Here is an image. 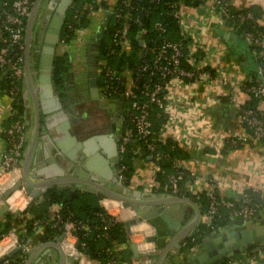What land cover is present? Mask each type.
<instances>
[{
    "label": "crops",
    "instance_id": "obj_1",
    "mask_svg": "<svg viewBox=\"0 0 264 264\" xmlns=\"http://www.w3.org/2000/svg\"><path fill=\"white\" fill-rule=\"evenodd\" d=\"M229 1L233 8L242 9L251 5L257 6L262 11L260 22L264 24V0ZM184 8L186 20L189 22L185 32L187 39L186 48L192 53L194 52L195 55L206 57L209 61L208 66H210L216 76L209 82L197 83L191 80H170L167 83L165 87L166 112L164 122L160 127V136L163 139L167 136L174 137L189 153V157L183 158V161L185 166L192 171L194 180L186 188L190 194L187 196L192 198L200 209L201 219L203 212L200 208V201L194 199L193 196L197 198L200 195V191L204 193V187L208 184V180L217 182L216 189L219 196L240 200L247 194L254 199L256 197L264 199V140H253L250 130L243 126L238 118L237 107L239 105L255 106L257 104L256 100L250 96L246 89L250 83L258 79L257 65L255 58L253 65L250 63L248 55H244L239 48L238 40L242 36L235 31L231 24L221 21L219 14L216 12L207 11L204 7L194 2H188ZM107 19V15L101 10L90 12V23L86 27L77 29L67 43L61 41L57 50H55L57 54L68 51L70 66L67 76L69 82H64L68 85L69 92L66 93L68 100L63 102L60 98L58 100L64 106L63 110L70 109L72 112H67L69 113V119L60 118L55 121L54 128H58V130L53 129L55 142L46 141V145L48 153L55 157L58 164L66 169L64 170L65 175H70L69 170L74 163V159H68L60 155V151L55 146L58 142L62 143L67 138L66 133L61 131L63 123L68 121L69 134L74 135L77 139H84L87 136L99 133L88 131V127L99 128L107 123L96 81L93 78L91 80L90 73L86 68L89 52L92 49L91 41H93V36L97 31H100V27L108 21ZM126 73L127 69L125 70ZM221 75L226 76V83L219 81ZM20 88L22 94V81ZM72 96L74 97L70 98ZM111 97L113 101L115 97ZM51 98L53 99L48 101V104L54 103L55 98ZM75 99H81L82 103L76 105ZM121 101L119 102L122 104ZM23 102L25 108L24 121L28 120L30 123L28 125L29 133L23 147L24 153L32 136L34 109L29 94L26 101L23 99ZM8 116L5 93L0 88V175L2 174V154L6 149L3 132L10 125L7 121ZM78 120H80L79 124L82 127L76 125L77 128L74 126L75 131H72V123L76 121V124H78ZM125 125L121 128L118 126L115 133L121 134L126 127ZM232 134H244L248 136V140L238 146L224 147L225 138ZM41 141L40 139L39 142ZM132 142L136 148L139 147L136 139ZM65 144H67L65 149L69 152L73 143H67L65 140ZM36 149L38 148L36 147ZM77 156V154L74 155V158ZM132 162L134 172L127 182L131 189H138L145 195H162L165 193L152 190V186L155 184L153 174L156 163L150 160L149 155L145 158L136 156ZM19 176L15 171L4 174L0 177V184L7 183L10 177L15 179ZM64 185L67 187L59 190L70 191L68 189L70 182H66ZM34 190L37 189L35 188ZM88 192L94 197L95 201L104 206L117 219L123 221L128 219L131 221L133 211L130 207L124 208L112 198L99 199L94 192ZM43 193L37 198L42 197ZM10 199L11 202L19 204L21 203L22 195L14 192ZM3 202L0 192V206ZM55 210H58V206L51 205L49 212H55ZM259 213H264V208H260L257 214ZM2 218L3 216L0 221ZM237 219L240 218L230 220L229 223L231 224ZM229 223L208 232L207 234L212 233L210 239H213L215 243L220 242L223 232L227 228L229 229ZM194 228L191 229L193 230ZM41 232L42 225H38L33 233L26 238L29 250L25 254V258L30 252L35 251L32 264H40L39 261L41 259H44L45 264H56L52 257L53 251L51 247L41 246L37 248L41 242L55 240L56 238L42 239ZM127 233L132 241L134 240V242L138 243V250L140 251L138 256H135L131 249L130 264H152L159 249L170 238L172 232L164 220L159 215H156L150 218L136 219L134 223L131 222L130 231H127ZM151 235H155V241L146 240V237ZM188 236L181 240L179 248L175 249L174 252L177 256L173 258L174 262L172 264H185L188 260H191L193 255L206 249L205 244L209 238L205 239L204 236L198 244L193 245L190 249H182V243ZM153 248L155 251L150 253ZM250 248L242 249L231 256L243 257L240 264H264V246L255 251ZM143 260L145 261L143 262ZM122 263L124 264L125 262ZM71 264L101 263L86 255L83 257L79 256L77 261H73Z\"/></svg>",
    "mask_w": 264,
    "mask_h": 264
},
{
    "label": "built area",
    "instance_id": "obj_2",
    "mask_svg": "<svg viewBox=\"0 0 264 264\" xmlns=\"http://www.w3.org/2000/svg\"><path fill=\"white\" fill-rule=\"evenodd\" d=\"M33 1L34 0H0V71L7 79V87L1 89H3L5 93L9 114L15 112L12 108V104L16 102V95L20 88L19 83L24 77V32L26 19ZM156 1H162L163 7L159 10V18H156L152 23V28L158 36L150 38V40L153 41L151 45L144 40L146 29L142 27V24L145 11L141 9L139 0H107L108 6L105 8L98 4L100 5L98 10L104 12L108 19H110L109 24H112L109 37L112 44L111 52L113 55H119L121 52H129V26L133 23H139L140 25V28L135 33V37L139 38L140 61L132 64V66H128L127 63L122 64L121 69L110 64L107 59L102 60L101 63L105 87L110 88L114 93L116 92V88H120L119 94L128 99L131 108L130 123L126 126V129H124L119 143L117 172L119 180L122 181L124 180L123 169L125 165L120 163V160L125 150L126 143L138 137L144 139L148 138L146 142L147 149L152 152L155 157L158 158L161 156V153L155 149L154 140H151L149 137L153 134L152 112L156 110L157 115L165 117V87L167 83L170 80L183 81L186 79L197 83L209 82L216 76L210 66H208L209 61L206 57L193 54L194 52L192 53L189 51L181 39H171L167 35L168 21L166 17L172 16L177 19L179 23L180 33L184 35V38L186 37L185 32L189 22L186 20L184 7L188 4V1ZM192 2L201 5L207 11L218 13L221 21L228 22L235 29L242 26L245 22H248V20L253 19V13L250 10L243 11L239 8L233 10L229 0H193ZM91 5L92 3H90V8L92 7ZM139 8L141 9L140 12H138ZM78 12L79 9H75L74 13L67 19L68 29L73 27L71 19L77 18ZM89 12H93V9L92 11L89 10ZM141 12L143 13L142 18ZM107 23L108 21L104 26L107 25ZM241 36L245 39L255 58L258 79L250 83L246 88L250 96L256 100L257 104L255 106H248L245 104L239 105L237 107L238 118L240 123L250 130L252 139L261 141L264 140V29L242 27ZM62 41L66 43V41ZM126 69L127 73L125 74ZM219 81H221V83H226V76L221 75ZM25 128V121L17 119L12 126L7 129L9 142L2 154V174L0 177L14 171L18 176L21 174L22 153L26 141ZM247 140L248 136L244 134H232L225 138L224 147L229 148L238 146L240 143L246 142ZM173 165L179 170L167 175L170 184V191L167 193L183 195L182 192H187L186 188L193 182L194 176L189 169L191 178L184 180L182 187L179 186V178L182 176L181 168L187 167L183 159L178 157H174ZM156 169L157 165L154 171ZM19 177L15 179L10 177L7 183L0 184V192L7 186L12 185ZM207 183L208 184L204 187L207 207L201 216V224H205L204 231L215 229L213 218L221 214L219 211L223 206L227 208L226 214L230 220L255 216L258 210L263 208L260 202H255L254 198L247 194L240 200H232L219 196L216 189L217 182L208 180ZM15 191H18L22 195L21 203L19 204L9 200L10 196ZM7 198L9 202L7 210L19 213V216H21V211H23L25 206L37 197L27 193L25 187L20 184ZM49 216L58 219V210H55V212L50 211ZM52 224L54 225L55 222ZM74 230L75 223L72 220H66L63 223L62 233L55 236L57 239L62 235L59 242L67 256L69 264H71V262L73 263V261H77L79 256H86V254L81 252L77 247V235ZM8 231L3 233L0 237V258H3V262L6 264L9 262V256L18 253L14 261L8 264H22L25 254L29 250V245L26 240L24 241L19 238L18 231L14 227L11 228L9 233ZM263 246L264 241H261L251 246L250 249L255 251ZM16 247H18V250L9 255V252ZM68 247L70 250H68ZM153 251H155L154 248L150 250V253ZM150 256L152 257V255ZM242 258L238 256H228L220 264H240ZM105 264L123 263L117 260L115 254H110Z\"/></svg>",
    "mask_w": 264,
    "mask_h": 264
},
{
    "label": "water",
    "instance_id": "obj_3",
    "mask_svg": "<svg viewBox=\"0 0 264 264\" xmlns=\"http://www.w3.org/2000/svg\"><path fill=\"white\" fill-rule=\"evenodd\" d=\"M71 2L72 0H57V2L56 0H34L27 17L24 32L22 96L24 101L28 94L31 97L34 109V126L27 150L23 153L21 176L1 192L4 202L0 206V219L8 209V195L18 185L22 184L27 193L38 197L48 188H66L67 186L64 184L70 182L69 190L94 192L99 199L112 198L124 208L130 207L133 211L131 221L124 220L127 231H130V224L134 223L136 219L159 215L172 233L159 249L152 264H167L171 253L179 248L180 241L200 230L201 212L192 198L166 193L145 195L138 189H131L130 186L119 180L117 153L120 136L116 133H95L84 139H77L74 135L69 134L68 121L64 122L61 131L66 133L67 138L55 146L60 151V155L74 159L69 170L70 175H65L64 170L66 169L48 153L46 141H54L53 129L58 130V128H54L55 121L60 118L68 119L66 111L61 107V101L58 100L52 70L55 55L54 44L58 40L65 10ZM142 14L141 12V18ZM44 24L50 25L48 29L51 33L46 37L48 43L43 41V34L40 33L36 40L39 45L37 49H34L35 56L32 57L29 50L34 39V27ZM51 97H54L55 101L53 104H48V101L53 99ZM25 125L27 137L28 125H30L28 120ZM40 139L41 142H39ZM65 140L67 143H73L69 152L65 149L67 147ZM76 154L78 156L74 158ZM35 188L37 190H34ZM152 206L153 208H151ZM193 227L195 228L192 230ZM61 237L62 235L55 240L43 241L37 248L51 247L52 257L56 264H69L59 242ZM210 237H212V233L204 235L205 239L209 238L205 244L206 249L193 255L191 260L185 264H220L233 253L264 241V213L234 220L229 225V229L227 228L223 232L222 240L218 243H215ZM155 239V235L146 237V240L150 241H155ZM130 247L133 254L138 256L140 253L138 243L131 242ZM17 250L18 247L14 248L9 252V255ZM34 253L35 251L30 252L22 264H32ZM39 262L45 264L44 259Z\"/></svg>",
    "mask_w": 264,
    "mask_h": 264
},
{
    "label": "trees",
    "instance_id": "obj_4",
    "mask_svg": "<svg viewBox=\"0 0 264 264\" xmlns=\"http://www.w3.org/2000/svg\"><path fill=\"white\" fill-rule=\"evenodd\" d=\"M188 2H192L187 0ZM141 9L145 11L144 21L142 27H145L146 32L144 33V40L149 45L153 43L150 40L151 37H157V33L152 28V23L156 18H159V10L163 7L162 1L156 0H139ZM90 3L92 7L90 8ZM100 4L103 8L108 6L107 0H73L70 8L67 10V15L64 21L62 30V39L68 42L75 31L79 28L86 27L90 23V12L89 10L96 11ZM232 7V6H231ZM75 9H79L77 18L71 19L73 27L67 28V19L74 13ZM138 9V12L141 11ZM235 10L236 8H233ZM241 10H250L253 13V19L248 20L239 28L235 29L241 35V28H262L264 24H261L260 20L262 17V11L256 6L251 5L248 8H242ZM168 21L167 35L171 39H181L186 45V37L180 33V27L177 19L174 17H166ZM110 19H108L107 25L103 27L104 32L108 35L111 33ZM140 28L139 23L130 24L128 32L130 36V50L129 52H121L119 55H111L107 57V61L115 65L118 69H121L122 64L127 63L128 66H132L136 62L140 61L139 55V38L135 37V33ZM146 38V39H145ZM186 47V46H185ZM195 54V53H193ZM53 73L55 76L56 90L58 97L64 95L65 85L64 81L67 76V71L70 66V60L68 51H63L57 54L53 61ZM188 80V79H186ZM21 85V82L19 83ZM7 87V79L4 74L0 71V88L5 89ZM12 108L15 110L13 114H9L7 121L10 124L3 132L6 146L9 142L7 129L17 119L24 120V102L21 94V88L18 90L16 95V102L12 104ZM153 124V134L149 138L154 140L155 149L161 153L158 158L150 152L146 147L148 140L138 137L139 147L136 148L133 142L126 143L125 150L122 153L120 163L125 165L123 169L124 183L127 184L130 177L134 172L133 158L136 156L147 157L150 156V160L155 161L157 169L153 174V181L155 184L152 186V190L156 192H169L170 184L167 175L170 173L177 172L179 169L173 165L174 157L187 158L189 153L182 147L179 142L171 136H167L164 139L160 136V127L164 122V117L156 114V110L151 114ZM128 126V125H127ZM135 140V139H134ZM227 148V147H226ZM182 176L179 178V186L182 187L183 181L187 178H191L190 171L187 168H181ZM183 195H190L188 192H182ZM194 199L200 201V208L202 212L206 210L207 198L205 193L200 192L199 197ZM255 202H260L264 208V199L256 197ZM58 206L59 218L49 216V210L51 205ZM227 208L224 206L220 209V215L213 218L215 228L219 226H225L229 223L230 219L226 214ZM66 220H72L75 223L74 232L77 235V247L78 249L88 255L91 259L105 264L110 254H115L119 262H125L124 264H130L131 259V247L130 238L126 231L125 223L123 220L116 219L110 214L104 206L95 201L94 197L89 194L88 191L70 190L62 191L55 188H48L40 198H36L25 206L19 213L11 212L7 210L2 220L0 221V237L3 233H6L10 228L14 227L18 231V236L22 240H26L38 225H42V239H53L62 233L63 223ZM55 224L53 225L52 223ZM205 224H200L199 232L188 236L182 243V249L191 248L193 245L198 244L203 236L209 231H204ZM119 245V247H118ZM116 246V247H115ZM18 253L9 256V262L12 263ZM23 262V261H22ZM6 263V264H8ZM0 264H5L3 258H0Z\"/></svg>",
    "mask_w": 264,
    "mask_h": 264
},
{
    "label": "flooded vegetation",
    "instance_id": "obj_5",
    "mask_svg": "<svg viewBox=\"0 0 264 264\" xmlns=\"http://www.w3.org/2000/svg\"><path fill=\"white\" fill-rule=\"evenodd\" d=\"M71 4L65 10L64 21L67 15V10L70 8ZM64 21L61 25L60 32L58 34V40L54 44L55 50H57L60 42L63 40L61 34H62L63 26H64ZM49 27L50 25H47V24H44L42 26L36 25L34 27V39L32 40V43L30 45V50H29L32 57L35 56L34 49L38 48L39 44L37 43L36 40H38L40 33L43 34V38H44L43 41H46L48 43V38L46 37L51 33V31L48 29ZM103 27L104 25L101 26L100 31H97L93 36V41H91L92 49L89 52V58L87 60L86 68L88 72L90 73L89 75L91 77V80L93 78L96 81V85H97L98 92H99V97L103 102V109L105 111L104 114H105V119H106L105 121L107 123L105 125H102L99 128L98 127H93V128L88 127L87 130L96 131V132L104 133V134H111V133L115 134V131L116 129H118V126L121 128L124 124L128 125L130 123L131 108L129 106L128 99L119 94L120 88H116V92L114 93L111 91L110 88L105 87L103 83V73H102L103 70H102L101 63H102V60L107 59L108 56L112 55V52H111L112 44L110 41V37L106 32L102 31L104 30ZM56 55L57 53L55 52L54 58ZM52 73H53V70H52ZM54 79H55V76H54ZM65 81L69 82L68 76H66ZM64 85H65L64 95L60 97V99H62V102L68 100L66 97L67 95L66 93L69 92L68 87H67L68 85L65 83ZM111 96L115 97L113 101H112L113 98ZM73 97L74 96L70 98H73ZM119 101H121L122 104ZM75 102H76L75 104L78 105L79 103H82V100L75 99ZM63 107L64 106L62 105V108ZM67 110H66V113L72 112L70 109H67ZM67 116H69V113H67ZM79 123H80V120H78V124H76V121L75 123L74 122L72 123L73 124L72 131H75L74 126L77 128L76 125H79V127H82V125H80ZM122 133L121 134H119L118 132L116 133L120 136V140H121ZM120 140H119V143H120ZM119 143H118L117 163H118V156H119Z\"/></svg>",
    "mask_w": 264,
    "mask_h": 264
},
{
    "label": "rangeland",
    "instance_id": "obj_6",
    "mask_svg": "<svg viewBox=\"0 0 264 264\" xmlns=\"http://www.w3.org/2000/svg\"><path fill=\"white\" fill-rule=\"evenodd\" d=\"M31 9V8H30ZM27 21V19H26ZM67 43V42H66ZM238 45H239V48L241 49L242 53L245 55H248V58L250 59V63L254 65V57L250 51V48L249 46L247 45L245 39L243 37H240L239 40H238ZM127 126V125H126ZM126 129V127H125ZM23 154V153H22ZM185 196V195H183ZM201 215V214H200ZM131 242H134V240L132 241V239H130ZM157 253V252H156ZM177 256L175 255V252H172L171 253V257H170V260L167 262V264H172L174 262L173 258Z\"/></svg>",
    "mask_w": 264,
    "mask_h": 264
},
{
    "label": "bare ground",
    "instance_id": "obj_7",
    "mask_svg": "<svg viewBox=\"0 0 264 264\" xmlns=\"http://www.w3.org/2000/svg\"><path fill=\"white\" fill-rule=\"evenodd\" d=\"M15 192H16V193H19L18 191H15ZM11 196H12V195H11ZM16 196H17V195H16ZM11 199H12V198H11ZM11 199L9 198V200H10V201H11ZM67 246H68V245H67ZM144 246H145V245H144ZM144 246H143V247H144ZM142 249H144V250H145L146 248H142ZM68 250H70V248H69V247H68ZM144 261H145V260H143V262H144Z\"/></svg>",
    "mask_w": 264,
    "mask_h": 264
}]
</instances>
